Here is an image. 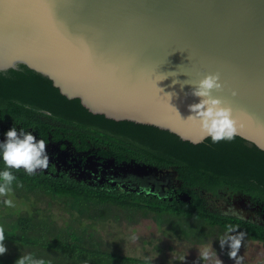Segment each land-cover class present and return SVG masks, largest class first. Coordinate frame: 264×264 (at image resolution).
<instances>
[{
	"label": "water",
	"instance_id": "95a60500",
	"mask_svg": "<svg viewBox=\"0 0 264 264\" xmlns=\"http://www.w3.org/2000/svg\"><path fill=\"white\" fill-rule=\"evenodd\" d=\"M17 63L93 112L193 142L206 138L186 120L200 100L191 92L218 75L212 95L233 108L236 135L264 149V0H0V69ZM105 162L170 186L177 175Z\"/></svg>",
	"mask_w": 264,
	"mask_h": 264
},
{
	"label": "trees",
	"instance_id": "16d2710c",
	"mask_svg": "<svg viewBox=\"0 0 264 264\" xmlns=\"http://www.w3.org/2000/svg\"><path fill=\"white\" fill-rule=\"evenodd\" d=\"M14 126L18 131L23 128L32 132L46 145L177 173L172 192L163 197L118 187H93L54 168L37 171L36 175H29L22 168L10 169L16 178L11 191L18 196L48 194L70 198L80 218L101 220L112 216L115 221L126 220L129 224L152 218L196 243L222 236L229 225L246 232L252 240L264 242V149L239 135L235 134L231 141L213 143L207 137L193 142L154 124L93 112L80 97H68L49 75L25 63L0 69V130L5 133ZM4 170L0 157V172ZM98 210L103 213L97 215ZM35 214L0 213L4 243L25 250L22 254L0 256V264H15L21 256H33L41 240L59 243L64 235L67 241L62 247L85 251L104 261L166 264L107 250L91 224L89 230L78 231L72 222L68 232L56 228L50 217ZM33 258L44 260L45 264H59L58 259L49 256Z\"/></svg>",
	"mask_w": 264,
	"mask_h": 264
},
{
	"label": "rangeland",
	"instance_id": "374dc122",
	"mask_svg": "<svg viewBox=\"0 0 264 264\" xmlns=\"http://www.w3.org/2000/svg\"><path fill=\"white\" fill-rule=\"evenodd\" d=\"M5 200H11L14 207L5 205ZM71 199L67 197L41 194L37 197L29 195L28 198L9 192L6 196H0L1 214H35L37 217H50L58 229H71V223L75 222L78 231L89 230L88 225L99 237L104 248L114 253L134 258L146 259L152 262L166 264H235V261L227 255V249L220 248L218 236L205 243H196L192 240L175 234L169 225L159 224L152 218H141L137 223L129 224L126 220L115 221L113 217L101 220L93 218H80L77 209H73ZM97 215H100L101 210ZM110 215V213H108ZM36 215V214H35ZM100 218V217H98ZM36 235V232L33 233ZM136 238L133 240L132 237ZM67 241V236L61 237V242H45L41 240L40 247L34 248L33 257L39 255L58 259L59 264H116L112 260H102L99 257L87 255L85 251L66 249L62 247ZM4 255L13 256L23 249L8 247ZM66 247V246H65ZM56 248L58 250H56ZM208 250L210 259H200L199 253ZM26 253H29L27 251ZM241 264H264V242L245 237L238 253ZM121 264V262H120ZM126 264V263H122ZM131 264V263H129Z\"/></svg>",
	"mask_w": 264,
	"mask_h": 264
},
{
	"label": "clouds",
	"instance_id": "9594fccd",
	"mask_svg": "<svg viewBox=\"0 0 264 264\" xmlns=\"http://www.w3.org/2000/svg\"><path fill=\"white\" fill-rule=\"evenodd\" d=\"M219 79L218 75L210 74L193 87L191 95L199 97L200 100L198 103L189 105L191 115L186 119L199 128L202 133L201 139L210 137L213 143L233 140L237 126L233 108L212 95L214 90L222 88ZM232 95L235 96L236 93L233 92ZM5 136L6 141L0 143V155L6 166V170L0 172V180L3 181L0 183V196H6L11 192L10 186L16 179L10 169L22 168L27 174L36 175L38 169H47L49 165L45 141L38 140L32 132H26L23 128L17 131L14 126L5 133ZM4 203L8 207H14L11 200H5ZM246 235V232L229 225L226 234L219 240L221 250L227 249V255L235 261V264H241L238 253ZM135 238V236L132 237L133 240ZM5 240V230L0 227V256L7 252ZM210 255L208 250L199 253L202 260L210 259ZM15 264H45V261L36 260L32 255H24Z\"/></svg>",
	"mask_w": 264,
	"mask_h": 264
},
{
	"label": "flooded vegetation",
	"instance_id": "af4514ba",
	"mask_svg": "<svg viewBox=\"0 0 264 264\" xmlns=\"http://www.w3.org/2000/svg\"><path fill=\"white\" fill-rule=\"evenodd\" d=\"M5 133L0 130V143L6 141ZM46 152L49 165L47 169H44L45 172L51 171L52 168L57 172L63 170L72 178L87 182L93 187H118L138 193H161L163 196L172 192L174 187L160 176L144 177L139 175L132 177L126 170H117L96 154L86 155L69 147L61 148L59 145H53V147L46 145ZM37 171L42 170L38 169ZM237 209L239 211V208ZM245 211L243 210V212Z\"/></svg>",
	"mask_w": 264,
	"mask_h": 264
}]
</instances>
